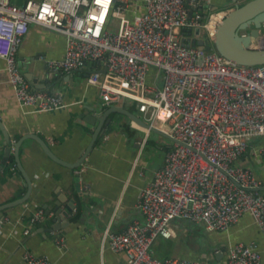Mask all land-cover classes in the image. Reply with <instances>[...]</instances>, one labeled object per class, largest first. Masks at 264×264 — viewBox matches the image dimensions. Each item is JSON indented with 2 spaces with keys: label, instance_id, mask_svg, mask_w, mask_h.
I'll use <instances>...</instances> for the list:
<instances>
[{
  "label": "built area",
  "instance_id": "obj_1",
  "mask_svg": "<svg viewBox=\"0 0 264 264\" xmlns=\"http://www.w3.org/2000/svg\"><path fill=\"white\" fill-rule=\"evenodd\" d=\"M209 6V0H0V58L21 105L37 111L65 105L62 93L33 88L16 58L30 25L39 24L66 40L64 55L47 60L49 66L68 72L91 63L86 81L104 104L131 99L146 122L186 143L174 142L140 188L144 220L104 230L102 245L124 252L125 264H210L153 254L155 238L172 237L178 218L217 232L249 213L264 229V191L245 188L263 181L241 164L251 140L264 135V63L239 64L214 48L227 9ZM194 38H206L211 48L192 45ZM45 216L37 207L23 233ZM22 257L23 264H59L28 249ZM217 264L264 261L252 240L229 246Z\"/></svg>",
  "mask_w": 264,
  "mask_h": 264
},
{
  "label": "crops",
  "instance_id": "obj_2",
  "mask_svg": "<svg viewBox=\"0 0 264 264\" xmlns=\"http://www.w3.org/2000/svg\"><path fill=\"white\" fill-rule=\"evenodd\" d=\"M209 1L210 5L222 8L246 0ZM65 47L62 34L31 24L16 53L19 67L33 88L62 93L65 105L51 111L33 110L18 102L8 81L5 61L0 58V120L11 145L22 136L34 133L59 157L74 162L91 139L94 126L84 119L89 108L92 112L97 106L114 105L146 119L131 99L103 103L97 86L86 81L88 71L93 68L91 63L86 68L72 70L69 79L48 74L47 60L61 58ZM110 116L115 119L112 129L95 142L85 160L74 169L51 159L34 138L23 139L19 160L32 181V190L26 201L0 210V264H23L22 256L27 249L59 264H125L124 252L102 245L103 232L107 227L120 232L132 221L144 220L137 205L139 190L163 164L164 155L173 143L166 145L160 137L154 146L169 148L161 149L157 158L153 154L144 157V144L151 132L133 124L131 118L121 113L112 112ZM259 137L251 140L241 156V164L250 167L264 185V142ZM7 146L0 128V205L19 198L27 190L16 164L13 145L2 164ZM76 174H80L79 189ZM72 198L75 207L67 218L68 223L62 216L63 225L57 230H48L54 223L56 201L65 207ZM37 207L43 208L46 216L24 234L23 228ZM172 227V237L159 236L152 243L153 254L160 259L179 256L217 264L225 258V251L232 244L255 240L264 261V229L249 213H244L223 231L208 232L203 223L183 218L175 219Z\"/></svg>",
  "mask_w": 264,
  "mask_h": 264
},
{
  "label": "water",
  "instance_id": "obj_3",
  "mask_svg": "<svg viewBox=\"0 0 264 264\" xmlns=\"http://www.w3.org/2000/svg\"><path fill=\"white\" fill-rule=\"evenodd\" d=\"M226 7V6H222ZM219 6L210 5V10H217ZM264 0H246L242 4H234L233 7L227 8L225 15L222 20L218 23L215 30V38L213 41L214 48L223 56L234 61L239 64L246 65H255L264 63ZM198 32V30H196ZM256 42V45H255ZM192 45H199L206 50L211 48L208 40L205 39H193L191 42ZM47 73L51 74H59L63 76L65 79H69V77L73 74L74 71H69L63 73L59 68L48 66L46 67ZM29 76V74H27ZM90 109V108H89ZM86 112L85 121L94 126L91 134V139L87 144L86 148L81 152L79 158L74 162H68L63 158L59 157L55 152L50 148L47 142L41 137L37 136L34 133H29L22 136L20 139L12 142L14 146L15 160L18 169L21 171L22 175L25 179V185L27 186L26 192L17 199H14L10 202L4 203L0 205V210H3L9 206L20 204L21 202L26 201L32 190V181L28 174L25 172L23 167L21 166L19 160V149L20 145L25 137H31L37 140V142L41 145L43 151L56 162L67 166L69 168H77L88 156L89 152L93 148L95 142L108 130L112 129V124L114 122V118L110 116L112 112L121 113L131 120L135 121L141 126H144L149 131H154L161 135L167 142L174 143L179 142L181 144H186L185 142H181L174 138L172 135L167 132L157 128L156 126L144 121L139 115L135 112L129 111L123 107H117L114 105L111 106H101L95 107L92 112ZM91 110V109H90ZM0 128L4 133V136L7 140L8 146L4 152L2 164L5 163V159L7 153L11 149V140H9V134L0 120ZM2 166H0L1 168ZM76 188H80V174H76L75 176ZM238 186L242 187V185L233 180ZM248 190H264V185L251 188L245 187ZM64 197V196H63ZM62 196L59 197V199ZM61 200V199H60ZM74 198L71 199L70 205H66L62 207L59 200L56 201V206L54 207V223L51 225L48 230H57L63 224L61 222L62 216H65V222L68 223L67 218L74 209ZM50 210L46 213L49 214Z\"/></svg>",
  "mask_w": 264,
  "mask_h": 264
},
{
  "label": "rangeland",
  "instance_id": "obj_4",
  "mask_svg": "<svg viewBox=\"0 0 264 264\" xmlns=\"http://www.w3.org/2000/svg\"><path fill=\"white\" fill-rule=\"evenodd\" d=\"M223 8H231L229 5H227L226 7H223ZM264 31V30H263ZM255 45H256V42H255ZM151 132V135L149 136V142H146L144 145V150H143V156H147L149 154H153L155 157L154 158H157L159 157L160 155V152H161V149H164L166 148V146H164V148H161V149H157L154 145H155V142L160 138L162 137L161 135H159L158 133L154 132V131H150ZM260 140H262L264 142V135L260 136L259 137ZM165 140V139H164ZM259 140V139H258ZM165 144L166 145H170L172 143L170 142H167L165 140ZM194 224V223H192ZM203 240V239H202Z\"/></svg>",
  "mask_w": 264,
  "mask_h": 264
},
{
  "label": "trees",
  "instance_id": "obj_5",
  "mask_svg": "<svg viewBox=\"0 0 264 264\" xmlns=\"http://www.w3.org/2000/svg\"><path fill=\"white\" fill-rule=\"evenodd\" d=\"M220 8H221V7H220ZM148 142H149V140H148ZM167 147H168V146H166V148H167ZM168 148H169V147H168ZM168 148H167V149H168Z\"/></svg>",
  "mask_w": 264,
  "mask_h": 264
}]
</instances>
